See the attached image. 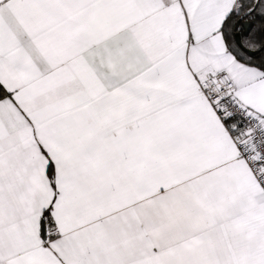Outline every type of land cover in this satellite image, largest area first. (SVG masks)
I'll use <instances>...</instances> for the list:
<instances>
[{"label":"snow or ice","instance_id":"snow-or-ice-1","mask_svg":"<svg viewBox=\"0 0 264 264\" xmlns=\"http://www.w3.org/2000/svg\"><path fill=\"white\" fill-rule=\"evenodd\" d=\"M0 264H264V0H0Z\"/></svg>","mask_w":264,"mask_h":264}]
</instances>
